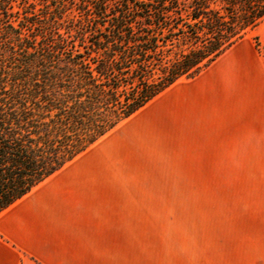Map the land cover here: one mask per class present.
<instances>
[{
	"label": "trees",
	"instance_id": "16d2710c",
	"mask_svg": "<svg viewBox=\"0 0 264 264\" xmlns=\"http://www.w3.org/2000/svg\"><path fill=\"white\" fill-rule=\"evenodd\" d=\"M263 20L264 0H0V213Z\"/></svg>",
	"mask_w": 264,
	"mask_h": 264
},
{
	"label": "rangeland",
	"instance_id": "374dc122",
	"mask_svg": "<svg viewBox=\"0 0 264 264\" xmlns=\"http://www.w3.org/2000/svg\"><path fill=\"white\" fill-rule=\"evenodd\" d=\"M206 72L178 81L68 165L93 163L91 175L131 198L119 264H264V151L248 142L220 167L210 127L221 106Z\"/></svg>",
	"mask_w": 264,
	"mask_h": 264
},
{
	"label": "crops",
	"instance_id": "0c3cea01",
	"mask_svg": "<svg viewBox=\"0 0 264 264\" xmlns=\"http://www.w3.org/2000/svg\"><path fill=\"white\" fill-rule=\"evenodd\" d=\"M204 85L221 106L210 127L220 167L248 142L264 151V20L207 68ZM79 163L0 213V264H119L118 249L127 247L119 233L134 224L131 198L112 192L109 178L91 175L93 163Z\"/></svg>",
	"mask_w": 264,
	"mask_h": 264
}]
</instances>
